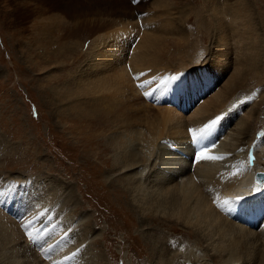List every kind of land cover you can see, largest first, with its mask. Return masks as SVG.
I'll return each mask as SVG.
<instances>
[{"label": "rangeland", "instance_id": "rangeland-1", "mask_svg": "<svg viewBox=\"0 0 264 264\" xmlns=\"http://www.w3.org/2000/svg\"><path fill=\"white\" fill-rule=\"evenodd\" d=\"M1 1L0 193L3 195H0V223L2 221L0 224V264H41L38 258L43 261L45 258L42 254L45 257L48 256L46 262L43 261L45 264L49 263L50 258H55V264H89L95 259L97 264H165L164 262L167 263L169 260L167 264H197L205 259H212L213 262L216 260L215 264H227L225 260L229 256L212 258L211 254L214 255V253H212L210 243L198 240L194 229L182 228L171 218L165 219L166 221H154L152 218L145 219L139 214L133 197L146 192L145 188H153L152 181L157 175L155 165L163 157L161 149L158 148L157 151L155 150L156 153L151 155L153 156L151 162L147 164L142 162V165L134 169H121V166L117 164L116 153L113 150L108 152L104 150L106 138L99 139L94 133L101 132L109 136L114 133L121 134L124 130L120 128L118 131V127L114 125L98 126L97 123L92 124L93 126L78 125L69 118L77 114V111H72L73 114L69 112L65 99L60 103L53 93L57 90L59 93L60 90L64 93L67 88H74L76 92L72 99L91 100L93 96L89 94V91L81 90L75 84L79 75L92 74L86 70L95 58L93 40L96 34L90 33L88 37H85L86 32L80 28L81 25L93 26L98 21L97 19H102L100 15L105 8L107 13L109 12L108 14L105 12L102 16L106 21L114 23L130 21L134 24L132 33L135 39L130 37L132 41L129 40V42L133 44L129 43L126 48L132 51L134 49L132 47L136 46L140 39L136 33L139 30L143 31L144 21L151 19L155 23H160L153 16H149L151 13L156 14V10L151 7L157 0H149L148 5L143 6L141 3L146 0H137L136 3H133V0H84L94 11L83 9V15L81 14L83 17L78 16V18L69 20L73 25L66 22L68 28L79 29L83 32L82 36L72 39L73 42L79 41L77 49L66 52L60 48L59 52L46 50L47 53L37 50L33 44L27 45L31 38L30 32L33 30L34 19H16L15 13L9 15L10 6L1 4ZM167 1L170 5L173 4L171 8L175 11L179 26L184 32H182L183 36L165 35L164 39L157 44L154 54L159 55L157 61L161 64L159 65L161 73L151 75L150 79L146 78L149 80L147 82L146 80H142L143 83L139 82L141 81L140 75H134V70L129 64L133 58L131 53L123 56V64L120 66L126 70L123 84L127 83L123 85L126 87L122 93V96H126L125 100L119 99L123 104L121 111L131 114L134 122L138 123L132 125L130 129L134 131L141 129L144 132V123L152 121L162 113L158 102H156V107L153 105L154 102L148 103L144 100L145 96L151 98L150 84L154 83L155 87V85L164 83L165 80L162 78L164 79L165 75H171L174 71L179 73L184 66L188 68L186 71H192L189 69L197 65L206 64L216 67L219 62L223 63L226 60V68H222L223 72L218 70L219 77L214 83L215 90L212 88L206 96L196 99L192 104H189L190 100L183 101L181 104L186 107L183 116L192 115L200 103L208 98L211 99L217 92H224L228 84L233 81L231 84L235 88L232 92L228 91L224 94L225 100L229 107L236 108L239 105L241 109L233 116L228 127L233 128L245 113L254 115L253 118L256 121L252 123L251 139L246 142L247 145L244 144L240 148L244 151L242 158L247 159L248 149L253 145L252 140L257 139L258 141L264 137V0ZM242 1L246 2L250 12L248 11V15L244 18L238 17L240 21L236 23L239 26L235 22H228V16H224L223 10L218 12L215 6L218 5L219 9L226 5L231 7ZM213 5L215 8H212ZM137 8L142 9L143 12L139 13ZM5 13L8 16L5 17ZM221 19L228 22L227 26L225 24L221 26ZM250 25H254V30L257 29V36H253V39L249 37ZM221 29H225V32ZM98 34L100 32H97ZM120 34L123 37V34ZM235 34L239 36L236 37ZM242 45L244 48L241 47ZM253 47L255 48L252 49ZM240 63L243 65L240 66ZM239 66V71L235 73ZM168 76L165 79H171L172 76ZM157 86L156 91L159 90ZM168 86H171L172 94L166 97L172 96L173 92L177 91L173 90L172 83ZM152 88L150 87V90ZM164 98L159 99L155 96L154 101ZM166 106L164 105V111ZM183 124L185 128L191 125L186 119ZM88 126H90V135L87 136L90 137L86 138ZM223 134L228 135L227 127L225 132L223 130ZM224 135L218 141L219 143L226 137ZM219 143H216L215 148ZM167 144L161 143L163 151L166 147L170 149L173 147L174 153L177 151L176 145L172 146L169 142ZM131 146H133L132 150H136L137 153L143 149L137 140ZM130 177L143 186V191H132L131 188L134 185L131 186ZM30 193L33 196H30ZM15 194L18 197L15 198ZM21 195L27 198L26 201L32 200L29 207L23 205L21 208L15 206V210L11 209L14 201L19 202L23 197ZM36 195L38 199L36 198L35 203ZM41 196L42 200H40ZM5 208L9 210L7 213ZM9 215H14V217ZM234 222L239 221L235 219ZM28 233H31L32 239L29 238ZM261 240L260 242L256 240L255 243L249 241L250 245L248 242L238 244L239 248L236 247L237 251H235L236 256L229 260L240 258L245 264L253 261L255 264L259 261V264H264V242ZM156 241L158 246L161 245L159 246L161 253L157 254L159 258L151 253L150 245L153 242L156 244ZM160 255H163L162 258ZM257 258L259 260L256 261Z\"/></svg>", "mask_w": 264, "mask_h": 264}, {"label": "bare ground", "instance_id": "bare-ground-1", "mask_svg": "<svg viewBox=\"0 0 264 264\" xmlns=\"http://www.w3.org/2000/svg\"><path fill=\"white\" fill-rule=\"evenodd\" d=\"M87 3H85L84 0L1 1V4H7L10 6L11 11L9 12V15H14L15 13L16 19H34L33 30L30 32L31 38L27 45L33 44L35 48L40 51L52 50L54 52H59L58 50L60 48H63L66 52L75 51L77 49L79 41L73 42L72 39L82 36L83 32L75 28L70 29L66 24H72L69 20L71 21L73 18L75 19L76 17L78 18V16H81L83 9L94 11ZM148 3L149 0H146L141 4L143 6L148 5ZM235 4V6L231 7L226 5L220 7V9L218 5L215 6L218 12L219 10H223L224 13H222L225 14L224 16H228V22L238 23V21H240V18L238 17L242 16L244 18L245 15H248L249 8L244 1ZM171 5L173 6V4ZM171 5L167 0H157L153 3V7L151 8L156 10V14L151 13L149 16H153V18L160 21V23H155L154 20L151 19L145 20L144 27H142L143 31L139 30L136 33V36L140 37V39L136 46L132 47L134 48L132 51H130V49L128 51L126 48L129 43L133 44L132 42H129V40L132 41V38L130 37H134L132 33L134 24L130 21H124V23H121V21L117 23L106 21L103 19L104 17H102L105 15V12L107 13L106 9L103 7V13L100 15L102 19H97L98 21L94 23L93 26H86L83 24L80 27L83 31L85 30V37H88L90 33L96 34L94 37L95 39L93 40V43L95 44L93 52L95 58L92 60L91 66L86 70L92 74L87 73L79 75L76 80L77 82L75 83L81 90L89 91V94L93 95L91 100L72 99L76 92V89L74 88H67L65 91L63 90L64 93H62L61 90L59 93V91L55 89L57 91H53V93L54 96L57 97L58 102L61 103L65 99L69 112L74 110L77 111V114L71 115L69 118L73 119L78 125L89 124L93 126L92 124L97 123L96 125L98 126L114 125L115 127H118L117 130L120 128V130H124L121 134L114 133V135L111 134L109 136L101 132L94 133L99 139L104 140L103 137L106 138L104 150L107 152L113 150L116 153L117 164L121 166V169H134L142 165V162L147 164L152 161L153 156L151 157V155H154L158 148L162 150L163 154L161 155H163V157L155 165L157 175L152 181L153 188H145L146 192H142L141 195L138 194L136 195L137 197H133V202L137 205V210L140 212L139 214L145 219L152 218L154 221H166L165 219L169 218L174 219L173 222L182 228L194 229L197 232L198 240H204L210 243V248H212V253H214V255L211 254L212 258L229 256V258H227L228 260H225L227 264H245L242 263L243 261H241L240 258H233V261L229 259L236 256L235 251L239 248L237 245L240 243L248 242L250 245L249 241L254 242L259 240L260 242V239L263 240H261V242H264V181L262 183L260 181L256 183L254 177L256 172H264V137L260 138L258 141H256L257 139L252 140V146L254 147L252 150V158L255 160L252 162V165H248L250 162L247 159L242 158V153L244 154V151L240 148L251 139L252 123L256 121H254V115L252 116L250 113H245L235 123L233 128L228 127L233 116L239 112V109H241V106L239 105L237 110L236 108L238 106L236 108L234 106L229 107V105H227V100H225L226 96L224 94L228 91L232 92L235 88V86L231 84L233 81L228 84L224 92H217L214 97H211V99L208 98L200 103L192 115L186 114L183 116L186 107L181 104L183 101L187 100H190L189 104H192L196 99H201L203 96H206V93L211 91L212 88L215 90L214 83L216 82L217 77H219L218 70L222 71L223 67L226 68V60L224 61L223 59L224 62H221L222 64L219 62L216 67L206 64L197 65V67L189 69L192 71H186L188 68L184 66L179 73L174 71L171 75H165V77L170 75L172 77H177L178 79L168 78V80L164 77V79L162 78V80H165L163 81L164 83H160L158 86L155 85V87L154 83L150 84V95H153L154 97L158 96L159 99L172 94L171 86H168L170 83L174 86L173 90L177 91L173 92L172 96L166 97L162 100L158 99L156 101L161 105L160 110L162 113L152 121L146 119L148 122L144 123L145 126L142 124L145 129L144 132H142L141 129L139 131L131 130L130 128L132 125H137L138 123L134 122L131 114L121 111L123 104L119 99L123 101L126 97L122 96V93H124V88L126 87H123V85H127V83L123 84L125 81L126 70L124 67H120L121 64H123V56L131 53L133 58L129 63L130 67L131 69L133 68L134 75H140L141 81L139 82L143 83L144 81L142 80H146V78L151 77V75L154 76L155 73H161L159 67L161 64L160 61H157L159 55L157 56L154 54L157 44L164 39L163 37L165 35L183 36L182 32L184 31L179 26L178 18L176 17L175 11L172 10ZM213 7L214 5L212 8ZM142 9L145 8L142 7ZM142 9H138L139 13L143 12ZM6 15L8 16V14L5 13L4 16L6 17ZM149 20L153 21V23H150ZM250 20L252 22L251 16ZM220 21L221 26L224 24L227 26L228 22L223 19ZM237 23L236 25L239 26ZM233 24L234 23H232V25ZM113 25L115 28H112L114 27ZM234 26L233 28L235 29L236 26ZM253 26H249V30H251L249 37L251 36V39H253V36H257V29L254 30ZM221 30H224L225 32V29ZM97 32H100V34L97 35ZM120 33L123 34V37ZM232 34H234V32ZM239 34L241 35V33ZM222 35L220 34V36ZM237 36L239 35H236V37ZM133 39H135V37ZM246 39L250 40L248 38ZM246 44H248V42H246ZM241 47H243V45ZM254 48L255 47L252 49ZM47 52L48 51H46V53ZM244 56L246 58V55ZM242 65L243 64L240 63V66ZM240 66L235 70V73L239 71ZM246 67L248 68L249 66L247 65ZM147 81L149 80H146V82ZM131 84L132 86H135L134 83ZM156 86L159 87V90L157 89L158 91H156ZM150 87H153L152 90H150ZM139 88H141V86H139ZM160 90L161 92H159ZM153 105L157 107L156 103H153ZM164 105H167L165 111ZM76 108L79 109L76 110ZM231 108L233 109L231 110ZM73 113L74 112H72V114ZM217 117H219V119H217ZM184 119L191 123L187 128H185V125L183 124ZM213 120H215L216 123L212 125L203 136H201L200 130L205 128L206 125H209ZM226 127L228 128V135H224L226 137L221 143L214 141L215 143L213 146L206 145L215 137V135H217L218 132L220 133L221 131L223 133V130L225 132ZM86 130L85 137L89 138L90 136L88 137L87 135H90V126H88ZM230 131L231 133H229ZM194 132L198 137L196 142L193 141ZM136 140L143 148L141 151L138 150L140 151L138 153L131 148L133 147L131 144L134 142L136 143ZM163 142H169L172 146L176 145L178 148L177 151L174 153L173 147L171 149L170 147H166L165 151H163L161 147V143ZM216 143H219L217 148H215L217 146ZM200 152H204V154L209 157H219V159H199L197 153ZM184 165L186 167H184ZM130 180L131 186L134 185L131 188L132 191H143V186L134 181L133 177H130ZM133 187L137 190L135 191ZM255 189L257 191H255ZM21 196L23 197L19 202L14 201L15 203L11 205V209H14L15 206L21 208L23 205L27 206V208L29 207L32 200L26 201L27 198H25L24 195ZM30 196H33V194L30 193ZM14 197L16 198L18 195L15 194ZM36 198L38 199L37 195L34 198L35 203L37 202ZM40 200H42V196ZM240 205L248 209L252 217L251 223L249 221L245 222L243 220H238L242 217L241 213H226L228 209L235 211ZM13 213L17 214V212L14 211ZM9 216L14 217V215ZM235 219L239 222L235 223ZM2 235L4 236V234ZM155 243L156 244L153 242V244L150 245L151 253L154 257L156 256V258H159L157 254L161 253V247H159L161 245L158 246L157 241ZM160 256V258H162L163 255ZM95 260L94 262L91 260L93 263L90 262L89 264H97V261ZM257 260L259 259L257 258L256 261ZM43 261L38 258L39 263L42 264ZM201 261V263L197 264H215L214 262H217L216 260L213 262L212 259ZM48 262L49 263L47 264H55L56 261L55 258H50ZM169 262L167 261V263ZM253 262H248L246 264H255ZM164 263L167 264L166 262ZM257 263L259 264L260 261Z\"/></svg>", "mask_w": 264, "mask_h": 264}, {"label": "snow or ice", "instance_id": "snow-or-ice-1", "mask_svg": "<svg viewBox=\"0 0 264 264\" xmlns=\"http://www.w3.org/2000/svg\"><path fill=\"white\" fill-rule=\"evenodd\" d=\"M136 2H137V0H133V3H136ZM171 79H178V78L177 77H172ZM217 119H219V117H217ZM215 123H216V121L213 120L209 125H206L205 128L201 129L200 130V135L203 136V134L205 132H207L212 127V125H214ZM197 140H198V137H197L196 133L194 132L193 133V141L196 142ZM197 156H198L199 159H219V157L206 156L204 154V152L197 153ZM0 195H3V193H0ZM28 235H29V238L32 239L31 233H28Z\"/></svg>", "mask_w": 264, "mask_h": 264}, {"label": "water", "instance_id": "water-1", "mask_svg": "<svg viewBox=\"0 0 264 264\" xmlns=\"http://www.w3.org/2000/svg\"><path fill=\"white\" fill-rule=\"evenodd\" d=\"M264 179V173H256L255 174V181L258 182V181H261Z\"/></svg>", "mask_w": 264, "mask_h": 264}]
</instances>
